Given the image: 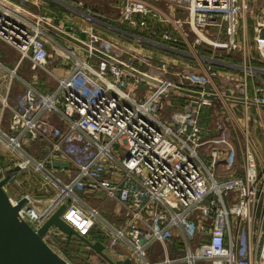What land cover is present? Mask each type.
<instances>
[{
  "label": "built area",
  "instance_id": "built-area-1",
  "mask_svg": "<svg viewBox=\"0 0 264 264\" xmlns=\"http://www.w3.org/2000/svg\"><path fill=\"white\" fill-rule=\"evenodd\" d=\"M6 1L0 0V41L20 55L14 66L0 61V142L22 156L20 171L40 174L55 194L39 208L25 192L20 214L38 228L66 203L62 218L87 235L103 218L100 207L79 204L76 192L103 193L125 206L126 220L112 229L141 264H264V160L250 129L251 108L264 107V5L254 25L255 57L249 41L237 38L238 0H116L119 12L113 20L133 25L149 26L159 9L156 2L182 11L184 17L162 21L171 23L182 39L194 32L208 45L212 58L197 55L206 63L235 55L238 48L237 75L208 63L194 68L162 59L141 67L110 54L105 46L111 40L95 24L69 30L77 38L86 34L84 41L91 46L86 49L42 23L54 24L56 17L35 12L29 4L43 7V0ZM241 2L246 10L249 2ZM59 22L57 27L66 30L63 18ZM163 36L174 38L169 29ZM93 47L112 59L95 54ZM25 61L52 76L55 86L42 90L19 73ZM175 93L184 97L183 105L165 115ZM221 98L242 106L241 132L225 114L218 115L213 132L201 124L203 108ZM33 142L46 145L47 152L39 158L30 155L25 147ZM62 159L71 164L66 181L49 168ZM7 166L0 161V180ZM22 196L10 194L13 203ZM60 234L53 227L45 239L55 248ZM176 236L185 252L175 256L170 248ZM156 242L164 255L148 259Z\"/></svg>",
  "mask_w": 264,
  "mask_h": 264
},
{
  "label": "crops",
  "instance_id": "crops-1",
  "mask_svg": "<svg viewBox=\"0 0 264 264\" xmlns=\"http://www.w3.org/2000/svg\"><path fill=\"white\" fill-rule=\"evenodd\" d=\"M90 1L91 0H44L45 5L43 7L35 6L34 9L33 8L31 9L38 13H49L50 15H53L56 18H59V17L61 19L63 18V20L65 21V25H66V22H72L71 26L74 30H76V32L80 31V28L87 23H92L93 25L95 24V27H97L98 30H100L105 35H107L106 32L100 29V27H104L107 29L111 28L112 30L114 29V27L121 29V27L117 26L118 24L116 23H111L107 19H103L101 17H94L91 15V13H93L97 9L101 10L102 12H109L111 8L113 11L111 12L112 16H116L119 12L118 7H117L118 2H116V0H99V2L103 1L105 5V7H102V8L97 7L95 3L92 5L94 7L89 6ZM247 1L249 2V7L246 10L242 8L241 0H238V3H237L238 11H239L238 12V28L239 29L237 32V38L239 41H241L242 38H246L251 44V47L253 49V55L257 57L258 54L256 53V50L254 48L255 46L254 45V35H255L254 25L256 24V15L260 13L259 10L261 9L262 5H264V0H247ZM155 5H157V8H159L158 11L155 13H152L151 19L148 22L149 26L147 25H144V26L148 27L149 29H152V31H159L162 34L166 29H169L173 32V35H174V38L166 40L170 44L167 50H169L168 52L172 55V57H170V59L161 57L163 61L164 62L168 61L167 63L171 65H175V66L182 65V64L192 65L193 62L197 63L195 59L188 57L189 56L188 54L186 55L185 53H180L171 48L175 46L174 44L176 45L178 44V46H180L179 44L182 43L181 42L182 38L173 29L171 23L162 21V18L164 17L168 18L172 15L173 16L179 15L180 17H184L185 14L182 11L171 9L170 7H168L167 5L161 2H156ZM99 10L95 11L94 13L102 14L101 11ZM87 14L91 16H87ZM66 15L68 17H66ZM105 15L106 14H102L100 16L111 19L109 15L107 16ZM113 21L116 22L115 20ZM122 22L125 24H128V26L133 29H137V28L141 29L142 27H144L140 25H133L128 21H120L119 23H122ZM54 34L57 37H62L63 39H65L63 36H60L57 33H54ZM0 43H1L0 44V47H1L0 48L1 49L0 50V61L3 64H8V63L13 64L14 62L16 63L19 58L18 56L20 55L19 51L11 47L10 45L6 44L3 41H0ZM198 52L207 58H212V53H209V52L204 53L199 50ZM239 52L240 50L237 48L235 55L226 54V55H223L222 58L220 59L218 58V61L216 62H212L211 64L209 62L207 63L212 65L214 68L221 70L223 72L240 75V72L237 69V64L241 62ZM16 54H17V57H16ZM201 60H204V59H201ZM206 61L207 60L203 61L204 64L199 63L198 61V66H206L207 65ZM60 62H61V59H60ZM255 62L256 64L261 63L258 60H255ZM51 67H54V69L57 72H59V74L64 73V70L59 67V64H57V62L56 63L52 62ZM29 79L33 80V78H29ZM37 85L42 90L48 89V87L42 88V86L39 83H37ZM250 91L252 92V89ZM180 99L182 100V102H179ZM175 101H178V102L175 103ZM170 102L174 103L173 104L174 107L172 109L181 108L184 102V97H182L181 95H177L175 93L172 96ZM204 108L202 110V113L204 111ZM260 125L262 126L264 124L260 122ZM252 129L253 130L251 134H252L253 140L255 141L257 145L258 144L256 141L257 135L259 136V138H262L264 140V131L263 129L260 128V126L258 127L256 123ZM32 144L37 145L36 151L34 152L31 151ZM32 144L26 145L25 148H26V151L30 155L34 156L35 158H39L44 154V152L45 153L47 152L48 147L46 145H40L39 142H33ZM7 151L13 154V156L17 155L10 148H8ZM0 161H2L1 158H0ZM62 161L67 162L66 160H63V159L60 160L59 162H62ZM70 167H71V164H68V163L66 166H62V165L56 166L54 162L49 166V168L52 169L56 175L60 176L65 181L69 179L66 170L67 168H70ZM19 176H20L19 179L21 180L22 184L27 186L26 192L31 193L35 197V199L37 200L36 205L39 208L45 207L46 205L50 203L51 199L53 198L55 194L52 191V189H50L48 186L42 183V177L40 174L38 173L28 174L25 172L23 173V171H20L14 177H19ZM12 181L10 182V184L12 183ZM77 191H78L76 192L77 195L83 201V202L82 201L78 202L79 204L88 205V207L98 206L100 207V209L104 208V206L107 205V209L101 212L103 219H100L97 222V225H95L87 233V236L91 240L100 239L104 241L106 252L112 258H115L114 260H116L117 262H121L127 257H130L132 259L133 257H131L130 255V249H129L128 242L124 240L123 238L118 237L112 229L113 226H118L120 225V223L122 224V222L126 220L127 215L123 213L122 211L120 212L119 210V209H124L126 211L125 206L122 205V203L117 199L106 198V196L103 193H89V192L86 193L84 192V190H80V189ZM23 194H21L20 196H22ZM69 237H71V235H67L65 233L57 235L56 237L57 240L55 241L54 246L63 256H66V258L70 260L71 263L79 264L77 262V258H78L77 256L70 257L71 255L69 256L68 255L69 253L64 250L63 244H65L68 240H70ZM83 244H84V247H86L87 253L86 252L85 253L90 256V259L87 260V263L85 261H82V264H100L98 260L99 258L103 259V257L99 253H97L94 249H92L90 246H88L87 244L85 243ZM170 250H171V254L175 256L182 255L185 252L184 243L179 236H176V241L172 244ZM163 255L164 253H163L161 245L158 242H156V243H153V246L150 248L147 258L151 260H156V259H161ZM105 264H109V263L106 261ZM130 264H141V261L140 259H132ZM179 264H187V263H179ZM198 264H210V263L199 262Z\"/></svg>",
  "mask_w": 264,
  "mask_h": 264
},
{
  "label": "rangeland",
  "instance_id": "rangeland-1",
  "mask_svg": "<svg viewBox=\"0 0 264 264\" xmlns=\"http://www.w3.org/2000/svg\"><path fill=\"white\" fill-rule=\"evenodd\" d=\"M44 2V0H43ZM98 2V3H97ZM95 3L97 7H105L103 1L99 0H91L89 6H92ZM34 3H30L29 7L30 8H35ZM95 6V7H96ZM94 7V6H92ZM91 7V8H92ZM99 9L95 10L98 11ZM94 11V12H95ZM101 11V10H99ZM48 12V11H46ZM91 13L92 16L94 17H101L103 19L109 20L111 23H116L118 24L117 26L121 27V29L115 28L112 30L111 28L107 29L104 27H100V29L104 30L106 32L108 39L111 40L110 44H107L105 46V49L110 52V54H114L116 56H119L120 58L129 60L131 63L145 67L147 62L157 60L162 61L163 58L170 59L172 55L168 52L167 50L168 46L170 45L167 39L163 36V34L159 31H152V29H149L148 27H142L141 29H133L128 26V24L125 23H119L120 21H113L114 16H112V9L110 8L109 12H102V14H106L105 16L109 15L111 19L104 18L100 15L102 14H97V13ZM88 15L87 16H91ZM109 34V35H108ZM180 47L184 51H187L190 53L188 57L195 59L197 63H192L194 68H197L198 66V61L199 63L204 64V60H201L198 58L197 55H201L199 51L204 52V53H211V49L209 48L208 45L200 41V39L197 37V35L194 32H190L188 36H186V39H181ZM1 44V43H0ZM8 46V45H7ZM10 47V46H9ZM1 48V47H0ZM11 48V47H10ZM1 50V49H0ZM17 57V54H16ZM19 57V56H18ZM169 57V58H168ZM174 57V56H173ZM162 59V60H161ZM188 60V59H187ZM17 61V60H16ZM166 61V60H165ZM168 62V61H167ZM8 63V66H13V64ZM199 67V66H198ZM19 73L23 74L27 78H33V80L36 83H39L42 88L43 87H48V86H55L56 80L52 76H49L48 74L44 73L42 70H33L31 68V63L30 61H25V63L19 68ZM178 101H175V103ZM179 102H182L180 99ZM173 102H169L167 104V107L164 110V114L167 115L170 110H173ZM242 106L240 104H234L231 101H226L223 98L221 99H216L212 103V105L205 107L204 111L201 116V124L205 127L206 130L209 132H213L216 128V121L218 119L219 114H225L228 116L229 121L231 125L236 128L238 132H241L242 129V112H241ZM251 116H250V129H252L255 125V123L260 126L261 129L264 131V125H260V122L264 124V107H259V106H254L251 108ZM8 116V114H7ZM259 129V128H258ZM253 130V129H252ZM251 130V132H252ZM252 136V134H251ZM253 138V137H252ZM254 141V140H253ZM257 144L259 147V152H260V159L264 160V140L262 138H259L257 135L256 139ZM255 142V141H254ZM1 144V142H0ZM256 144V143H255ZM37 145L32 144L31 151L34 152L36 151ZM7 147L3 144L0 145V158L3 161L4 165H8L7 167H11L15 164H18L19 158L22 156L18 154L16 156H13L9 151L6 149ZM16 152V151H15ZM7 155V156H6ZM9 155V156H8ZM13 164V165H12ZM18 173V172H17ZM24 173V171H23ZM17 175V174H16ZM15 175V176H16ZM15 178V179H14ZM19 177H13L12 178V183L9 184V186L6 187L7 191L15 196H19L27 191V186L22 184L21 180ZM78 192V191H77ZM107 209V205L104 206V208L100 209V212L104 211ZM120 212L122 211L123 213H126L124 209H119ZM126 218V217H125ZM122 219V218H121ZM70 240H68L64 246V250L67 251L70 257H75L77 256V262L79 264H82V261H85L87 263V260L90 259V256L87 255L86 253V247H84V244L82 243V240H80L77 236L71 235L69 237ZM86 252V253H85ZM89 254V253H88ZM100 264H105L106 260L100 259L98 260Z\"/></svg>",
  "mask_w": 264,
  "mask_h": 264
},
{
  "label": "water",
  "instance_id": "water-1",
  "mask_svg": "<svg viewBox=\"0 0 264 264\" xmlns=\"http://www.w3.org/2000/svg\"><path fill=\"white\" fill-rule=\"evenodd\" d=\"M2 1L7 2L6 0ZM15 8L36 19V16L30 14L28 11L19 7ZM54 21V24L45 21L42 23L54 33L86 49L91 48V46L84 41L86 36L84 32L80 34V38L69 33L72 22H66V30H63L57 27V24L60 23L59 18H56ZM92 51L101 57L112 59V57L98 48L93 47ZM131 70L138 72L135 69ZM181 91L196 95L201 94L199 91L195 90L181 89ZM209 97L215 98V95L211 94ZM54 164L56 166H66L67 162H59L56 160ZM20 170V164L9 167L5 171L4 178L0 180V264H73L45 239V235L53 227H57L67 235L77 236L83 243L99 253L109 264L131 263L132 259L130 257L125 258L121 262H117L114 260L115 258H112L106 252L104 241L100 239L91 240L87 235L81 234L70 225V223L63 219L61 215L67 207L66 203L61 204L44 223L38 228H35L20 214V209L25 204L27 198L22 196L16 203H13L6 189V184L9 183Z\"/></svg>",
  "mask_w": 264,
  "mask_h": 264
},
{
  "label": "trees",
  "instance_id": "trees-1",
  "mask_svg": "<svg viewBox=\"0 0 264 264\" xmlns=\"http://www.w3.org/2000/svg\"><path fill=\"white\" fill-rule=\"evenodd\" d=\"M179 45H181V44H179ZM2 163H3V161H1Z\"/></svg>",
  "mask_w": 264,
  "mask_h": 264
}]
</instances>
